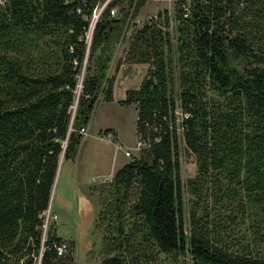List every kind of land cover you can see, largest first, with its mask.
<instances>
[{"label":"trees","instance_id":"obj_1","mask_svg":"<svg viewBox=\"0 0 264 264\" xmlns=\"http://www.w3.org/2000/svg\"><path fill=\"white\" fill-rule=\"evenodd\" d=\"M147 1L111 0L89 42L103 0L0 3V264L72 260L44 214L61 159L76 161L80 129L114 98L124 39L120 64L147 65L118 101L141 147L90 188L100 264H264V0H175L173 20L137 23ZM180 145L196 167L185 182Z\"/></svg>","mask_w":264,"mask_h":264},{"label":"rangeland","instance_id":"obj_2","mask_svg":"<svg viewBox=\"0 0 264 264\" xmlns=\"http://www.w3.org/2000/svg\"><path fill=\"white\" fill-rule=\"evenodd\" d=\"M174 2L175 0H148L140 9L137 18L143 21L149 15H156L158 10L167 9L173 20ZM169 30L172 33L173 27L171 26ZM124 40L122 44L117 45L113 61L108 68V74H114L115 80H117L115 84L116 98L110 102L100 101L96 106L88 124V133L83 136L75 163L66 162L63 165L59 181L56 176L53 186L49 224L51 222L56 224L57 234L67 243L68 240L75 241V249L71 253L72 260L68 264H100L99 241L101 234L94 228L98 202L96 194L90 188L100 186L101 177L111 168L116 172L132 156L138 154V150L134 149L136 143L135 107L122 106L117 100L126 88H135L139 85L143 69H141L142 67L132 69L130 65L120 64L126 46ZM104 131L111 132L113 136H115L114 131H117L119 139L123 143L116 164H112L114 145L98 137ZM180 146V176L185 182L195 175L196 167L193 157L182 150V145ZM127 147L132 148L130 157L124 156V150ZM93 179L97 181L94 182ZM183 194L187 221V205L191 196L186 191ZM53 212L57 215L56 219L52 218L55 215ZM66 254H70V250ZM180 264L183 263L180 262ZM185 264L188 263L185 262Z\"/></svg>","mask_w":264,"mask_h":264},{"label":"built area","instance_id":"obj_3","mask_svg":"<svg viewBox=\"0 0 264 264\" xmlns=\"http://www.w3.org/2000/svg\"><path fill=\"white\" fill-rule=\"evenodd\" d=\"M4 1H6V0H0V3L3 4ZM110 1L111 0H103V2L101 4L97 5L93 9V12H92L91 17H90V20H89L88 31L86 33V39H87L88 42L91 39V33H92L93 28H94V25H95L96 20L98 19L99 15L102 13V11L105 9V7L110 3ZM117 12H118V10H117L116 7H113V8L110 9V14L112 16L116 15ZM151 17H155V14H152V15L147 16L145 20H149ZM136 22L139 23V22H141V20L137 19ZM80 133L83 136H85L87 134V126L81 128L80 129ZM109 137H110V141L111 142H114V144L117 146L118 149H122L121 145L120 144H117L115 142V140H116V137L115 136H113V135L110 134ZM140 147H141V142L136 139V143H135L134 149L136 148L135 150H138ZM130 149H132V148H127L126 150H124V156L125 157H130L131 156ZM110 179L111 178H101V180L99 182H106V181H108ZM93 181L96 182L97 180H94L93 179ZM50 212H51L50 209H48L45 212V214H44V216H45L44 230H47V228H48L49 219H50V216H51L50 215ZM52 218H55L56 219V216L53 215ZM66 250H67V244L66 243H63V244L57 246V253H58V255H63L66 252ZM37 264H41L40 259H39V261H38Z\"/></svg>","mask_w":264,"mask_h":264},{"label":"crops","instance_id":"obj_4","mask_svg":"<svg viewBox=\"0 0 264 264\" xmlns=\"http://www.w3.org/2000/svg\"><path fill=\"white\" fill-rule=\"evenodd\" d=\"M124 52V51H123ZM122 57H123V54H122ZM121 65H124L123 63L121 64ZM147 65L146 64H133V65H130V67H132V69H136L135 67H137L138 69H140V67H142L141 69H143V75H142V77H141V79H140V81L142 80V78H143V76L145 75V73H146V70H147V67H146ZM116 81L117 80H115V82H114V88H113V96H114V98H113V100L116 98V95H115V84H116ZM136 88V87H135ZM127 90V88L123 91V93H122V95L119 97V99L117 100V101H119V100H121V99H123L124 98V94H125V91ZM88 128H89V125L87 126V133H88ZM110 134H111V132H108L107 134H105V133H102V134H99V138L100 139H102V140H107L109 143H111L112 145H114L113 147H114V150H113V155H112V164H116V162H117V160H118V158H119V150L120 149H118L117 148V146L114 144V143H112L111 141H110ZM114 134H115V137H116V139H117V144H120L121 145V147H122V142H121V140L119 139V135H118V132L117 131H114ZM135 141H136V138H135ZM126 146V145H125ZM127 148H130V147H127ZM79 152V151H78ZM66 162H63L62 163V159H61V161H60V165H59V169H58V172H57V177H58V181H59V178H60V176H61V173H62V168H63V165L65 164ZM68 163H70V164H74V163H72V162H68ZM69 167V166H68ZM67 173V172H66ZM114 173H115V170L113 169V168H111L110 169V171L108 172V173H106L105 175H103L101 178H111L113 175H114ZM57 184H58V182H57ZM56 187H57V185H56ZM55 190H56V188H55ZM49 209L52 211V207H51V204L49 205ZM54 213V212H53ZM55 214V213H54ZM56 215V214H55ZM56 217H57V215H56Z\"/></svg>","mask_w":264,"mask_h":264},{"label":"water","instance_id":"obj_5","mask_svg":"<svg viewBox=\"0 0 264 264\" xmlns=\"http://www.w3.org/2000/svg\"><path fill=\"white\" fill-rule=\"evenodd\" d=\"M74 110H75V105H74Z\"/></svg>","mask_w":264,"mask_h":264}]
</instances>
